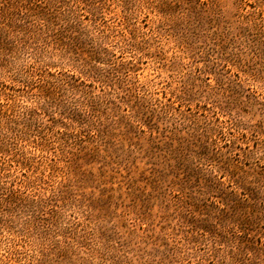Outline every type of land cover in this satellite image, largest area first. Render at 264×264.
<instances>
[{"label":"rangeland","instance_id":"1","mask_svg":"<svg viewBox=\"0 0 264 264\" xmlns=\"http://www.w3.org/2000/svg\"><path fill=\"white\" fill-rule=\"evenodd\" d=\"M0 264H264V0H0Z\"/></svg>","mask_w":264,"mask_h":264}]
</instances>
